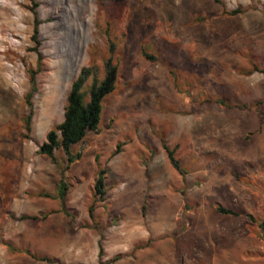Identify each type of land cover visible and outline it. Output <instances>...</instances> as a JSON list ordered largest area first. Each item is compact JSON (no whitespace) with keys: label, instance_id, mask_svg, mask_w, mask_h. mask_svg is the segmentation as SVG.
Wrapping results in <instances>:
<instances>
[{"label":"rangeland","instance_id":"obj_1","mask_svg":"<svg viewBox=\"0 0 264 264\" xmlns=\"http://www.w3.org/2000/svg\"><path fill=\"white\" fill-rule=\"evenodd\" d=\"M109 57L79 159L40 155L80 69L101 79ZM0 64V264H264V0H0Z\"/></svg>","mask_w":264,"mask_h":264},{"label":"trees","instance_id":"obj_2","mask_svg":"<svg viewBox=\"0 0 264 264\" xmlns=\"http://www.w3.org/2000/svg\"><path fill=\"white\" fill-rule=\"evenodd\" d=\"M218 3L219 0H213ZM240 10H232L226 14L236 15ZM39 22L34 20L32 39L35 40L38 33ZM112 50V49H111ZM38 61L40 55L37 54ZM151 58V57H150ZM29 86L30 89L26 93L24 102L28 109V114L24 118L25 129L30 131V123L33 116L32 98L36 93V73L32 70H28ZM118 68L116 64H113L112 57H109L104 62V71L101 79H98V70L94 67H83L80 69L77 77L71 83L69 92L66 96L65 105L63 107V120L53 130H50L46 134V141L42 143L39 148V154L49 158L51 161H55L54 153L57 150H61L67 157V162L70 164L76 159H79V154L72 155L71 148L84 140L85 136L89 132H97L99 122L102 114V102L103 100L113 92L115 89V82L117 80ZM92 78V82L87 90H85V83L89 78ZM121 145L116 146V150L113 155L119 153ZM163 148L166 151L172 167L179 173H182L179 161L175 158V151L170 149L167 145L163 144ZM98 157H96V161ZM68 167V165H67ZM105 175L106 170L104 168L99 169L96 179L93 184V196L103 200L105 189ZM67 186L64 182V171L61 173V180L57 186V196L63 201L66 193ZM217 211L220 214H233L221 207H217ZM44 218V217H43ZM21 219L37 220L38 217L21 216ZM260 227L264 230V222ZM102 255V250L99 249V256ZM31 256V255H29ZM34 260L42 262H51V260L45 257L31 256Z\"/></svg>","mask_w":264,"mask_h":264},{"label":"crops","instance_id":"obj_3","mask_svg":"<svg viewBox=\"0 0 264 264\" xmlns=\"http://www.w3.org/2000/svg\"><path fill=\"white\" fill-rule=\"evenodd\" d=\"M259 262H264V245L257 244L256 252L254 253Z\"/></svg>","mask_w":264,"mask_h":264},{"label":"bare ground","instance_id":"obj_4","mask_svg":"<svg viewBox=\"0 0 264 264\" xmlns=\"http://www.w3.org/2000/svg\"><path fill=\"white\" fill-rule=\"evenodd\" d=\"M5 66H3L2 64H0V80H1V82H3V83H5V84H7V85H9V81L4 77V74H3V71L5 70ZM10 87V86H9ZM175 211H173V213H174ZM176 213V212H175ZM174 215H172V217H173ZM170 221H173V220H170ZM174 225V224H173Z\"/></svg>","mask_w":264,"mask_h":264}]
</instances>
